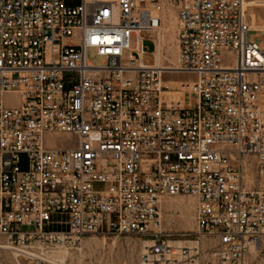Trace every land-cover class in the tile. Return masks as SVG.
Masks as SVG:
<instances>
[{
  "label": "built area",
  "instance_id": "built-area-1",
  "mask_svg": "<svg viewBox=\"0 0 264 264\" xmlns=\"http://www.w3.org/2000/svg\"><path fill=\"white\" fill-rule=\"evenodd\" d=\"M254 1L0 0V234L43 248L132 234L149 241L143 264H264ZM166 7L181 21L175 70L190 75L175 83L154 67ZM59 132L75 144H48ZM178 194L197 199L194 248L153 229Z\"/></svg>",
  "mask_w": 264,
  "mask_h": 264
},
{
  "label": "rangeland",
  "instance_id": "rangeland-1",
  "mask_svg": "<svg viewBox=\"0 0 264 264\" xmlns=\"http://www.w3.org/2000/svg\"><path fill=\"white\" fill-rule=\"evenodd\" d=\"M255 9H253V12L258 10L264 14L260 7L257 6ZM168 10H172L177 15L173 8L166 7L165 12ZM143 33L148 37L157 36V31H144ZM249 38H257L258 41L264 44V32L251 31ZM135 44V36H133L132 46H135ZM173 46L175 47V45ZM144 48L146 50H153L154 43L147 40L144 43ZM168 50L166 54L171 55L172 51ZM176 52L178 55V51ZM87 56L93 64L100 65L102 63V57L97 55L96 50L93 48L88 50ZM128 57V52H126L125 58ZM144 58L146 63L152 64L154 62L153 56L149 53L145 54ZM164 72V78L174 83L190 77L189 74L167 71V69ZM13 97V94L6 95L10 105L16 104V100H11ZM75 142L76 137L68 132L48 133L47 135V143L53 146L68 147L75 144ZM249 159L253 160V158ZM250 166H253V164ZM249 175L253 177L255 173L249 170ZM162 199L163 206L162 204L160 206V226L164 232L171 234L170 238L175 240L177 245H189L192 247L198 240L196 197L194 195L178 194L166 195ZM206 238L203 237L201 239L202 244H205ZM144 240V238L132 234L103 236L88 233L81 236L75 244H61L50 248H43L38 243H33L31 247L27 246L31 251L30 255H16L11 246H21L11 243L6 235L0 234V244H8L10 246L7 248L0 247V264H143L142 254L147 245V242ZM64 250H66V254L63 253ZM60 251L61 254L59 253ZM48 256H52L55 259H50Z\"/></svg>",
  "mask_w": 264,
  "mask_h": 264
},
{
  "label": "bare ground",
  "instance_id": "bare-ground-1",
  "mask_svg": "<svg viewBox=\"0 0 264 264\" xmlns=\"http://www.w3.org/2000/svg\"><path fill=\"white\" fill-rule=\"evenodd\" d=\"M105 1H109V0H105ZM254 3H255L256 7L257 6L260 7L264 12V0H255ZM165 9L163 11L165 16H164L161 34H160L159 38H156V49L153 50L155 58H156V63L154 64L155 65L154 67L158 68L161 71L162 75H163L165 69H167V71L168 70L169 71H176L175 68L179 67L178 33H179L180 26H181V21L179 19L177 10H175L173 8L177 13V15H176L174 12H172V10H168L167 12H165ZM252 17H253V26L256 29L263 31L264 30V14H262L261 11L257 10L256 12L253 13ZM173 45H175V47ZM168 49H170L172 51L171 55L166 54V53H168L167 51H169ZM176 51H178V55L176 54L177 53ZM166 60H168V62H166ZM177 72H180V71H177ZM161 204L163 206V199L161 200ZM153 229L159 230V231H164L160 225H154ZM144 241H146L147 244H149V241H147V240H144ZM211 241H212V239L206 238L205 239V245H207L208 243H211ZM175 242L176 241L174 240V243ZM196 246H197V242H196V244H194L192 246V248H194ZM0 247L7 248L10 246L8 244L7 245L6 244H0ZM11 248L13 249V251L16 255H21V254H29L30 255L31 254V251L28 249L27 246H21V247L11 246ZM59 253L61 254V251ZM63 253L66 254L67 253L66 250H64ZM48 257L50 259H55V258H52V256H48ZM56 257H57V255H56Z\"/></svg>",
  "mask_w": 264,
  "mask_h": 264
},
{
  "label": "crops",
  "instance_id": "crops-1",
  "mask_svg": "<svg viewBox=\"0 0 264 264\" xmlns=\"http://www.w3.org/2000/svg\"><path fill=\"white\" fill-rule=\"evenodd\" d=\"M165 73V72H164ZM164 73H163V75H162V81L164 82L165 80H167V79H165L164 78ZM169 81V80H168ZM166 82V81H165ZM171 82V81H170Z\"/></svg>",
  "mask_w": 264,
  "mask_h": 264
}]
</instances>
